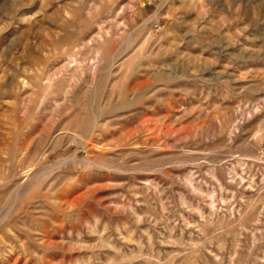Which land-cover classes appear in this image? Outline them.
<instances>
[{"label": "rangeland", "instance_id": "obj_1", "mask_svg": "<svg viewBox=\"0 0 264 264\" xmlns=\"http://www.w3.org/2000/svg\"><path fill=\"white\" fill-rule=\"evenodd\" d=\"M0 264H264V0H0Z\"/></svg>", "mask_w": 264, "mask_h": 264}, {"label": "built area", "instance_id": "obj_2", "mask_svg": "<svg viewBox=\"0 0 264 264\" xmlns=\"http://www.w3.org/2000/svg\"><path fill=\"white\" fill-rule=\"evenodd\" d=\"M159 28V27H158Z\"/></svg>", "mask_w": 264, "mask_h": 264}]
</instances>
